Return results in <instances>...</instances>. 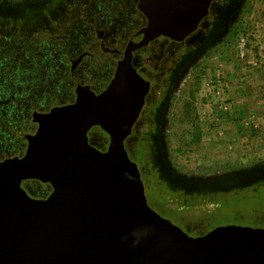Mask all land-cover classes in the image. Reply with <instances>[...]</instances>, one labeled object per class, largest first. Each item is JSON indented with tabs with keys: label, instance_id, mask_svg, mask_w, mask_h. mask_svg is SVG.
<instances>
[{
	"label": "rangeland",
	"instance_id": "1",
	"mask_svg": "<svg viewBox=\"0 0 264 264\" xmlns=\"http://www.w3.org/2000/svg\"><path fill=\"white\" fill-rule=\"evenodd\" d=\"M122 7L116 0H0V159L24 152V135L36 128L32 111L74 98L77 82L95 92L105 86L118 57L103 52L95 31L106 46L119 47L135 25L131 8ZM206 20L185 40L188 51L167 84L156 78L165 54L144 57L143 74L137 70L152 89L125 140L133 152L140 135L148 136L149 163L171 188L226 191L254 184L221 191L200 218L189 210V230L154 206L155 189L144 184L148 204L190 236L201 227L264 225V183L256 182L264 179V0H213ZM82 51L90 54L71 72L70 59ZM6 113L15 119L7 127ZM95 127L88 141L105 147L108 136ZM141 155L129 153L137 166ZM21 185L32 197L50 192L34 179ZM235 201L234 211L222 208Z\"/></svg>",
	"mask_w": 264,
	"mask_h": 264
},
{
	"label": "water",
	"instance_id": "2",
	"mask_svg": "<svg viewBox=\"0 0 264 264\" xmlns=\"http://www.w3.org/2000/svg\"><path fill=\"white\" fill-rule=\"evenodd\" d=\"M209 3L139 0L144 35L126 46L105 88L77 84L72 102L32 111L24 152L0 159V264H264V227L222 224L190 236L156 212L125 147L150 85L132 50L160 34L182 40ZM92 126L108 136L103 150L88 141ZM27 179L51 191L32 197Z\"/></svg>",
	"mask_w": 264,
	"mask_h": 264
},
{
	"label": "trees",
	"instance_id": "3",
	"mask_svg": "<svg viewBox=\"0 0 264 264\" xmlns=\"http://www.w3.org/2000/svg\"><path fill=\"white\" fill-rule=\"evenodd\" d=\"M234 35H239V33L241 32V29H234L233 31ZM244 32V31H243ZM183 53H179L177 54L178 58L179 55H182ZM179 60L175 62V65H170L167 69V73L165 76H163V81L162 83L165 85L168 83V81L170 80V77L172 75V72L174 70V67H176V65L178 64ZM112 76V74H111ZM110 76V78H111ZM109 78V79H110ZM149 96V95H148ZM148 98V97H147ZM3 120L2 122L4 123V125L7 127L8 125H13L15 119L13 117H11L10 113H6L3 116ZM2 118V117H0ZM27 120V117H22L20 119V122L22 124V122H25ZM97 130V128L95 127V129L92 128V130ZM106 136L107 134L105 132H103ZM15 136L17 139L21 138V135L19 134V132H15ZM147 135H145V133L143 135H140V138L137 142L136 148L134 149L133 152L130 151V149L127 148L126 143H125V147L126 150L132 155V156H137L139 153L142 152V155L140 157H137V160L139 161V169H140V174L142 173L144 175V184L147 185V187L150 189H155L152 193L153 195V204L154 206L162 213L165 214H169L171 216H174L176 218H178V220H180L185 228L187 230L188 229V222L190 220V216L188 217V211L193 209L191 212L193 213V215L195 217L200 218L201 215L205 214L206 212V207L205 204L209 203L210 201H215L217 200L216 195L218 193H222L223 191L226 192L224 194H228L230 192H233L235 190H241V189H245L248 188L250 189L251 186H254V184H248V185H244L241 187H238L237 189H235L236 187H233L231 189L228 190H212V191H187L182 187H169L166 182L164 181V179L159 177L158 172L156 171L155 168L152 167V165L149 163L150 160L148 159V154H149V149L151 146L150 140L146 137ZM141 139V140H140ZM17 153H20V150H17ZM23 153V152H22ZM16 154H13V156ZM130 157V156H129ZM155 169V170H154ZM143 181V180H142ZM256 182H260L261 184L264 183V179L262 180H258ZM145 188V186H144ZM232 189H234L232 191ZM222 191V192H221ZM224 210H228L230 209V211H234L235 207H236V201L229 204L228 207L225 206L224 204L222 205ZM202 212V213H201ZM192 218H194L192 216ZM261 227H264L261 226ZM213 228V227H211ZM211 228L204 230L203 227L200 228L198 234H194V236L196 235H201L206 233L207 231H209Z\"/></svg>",
	"mask_w": 264,
	"mask_h": 264
},
{
	"label": "flooded vegetation",
	"instance_id": "4",
	"mask_svg": "<svg viewBox=\"0 0 264 264\" xmlns=\"http://www.w3.org/2000/svg\"><path fill=\"white\" fill-rule=\"evenodd\" d=\"M116 1H117V3H120V5L124 6V7H122L123 12L127 11V8H129V9L131 8V10H129V16H130V12H131V16L133 17V20L135 21V25H134L133 29L131 30V32L129 33V35H127L124 38V41L121 43V45L119 47L118 46L110 47V46H106V41H105V39L103 37V33L100 32L99 30L95 31L96 32V37H97V42L99 43V45H100L101 49L103 50V52H107V53H110L112 55H116L118 57L116 59V61H115V66H116L117 61L122 57L123 51L126 48V46L129 44V42L136 43V42H138V41H140L142 39V37L144 35L143 30H144V28L147 27V23H148L147 17L144 15V13L138 7L139 0H116ZM212 4H213V0H210V3L208 5L207 13L199 21L196 29L194 31H192L190 34H188L186 37H184L182 40H175V39H172V38H170L168 36L160 34V35L148 40V42L145 45H142V46H140L138 48L133 49L132 50L131 62L133 64V66L136 68V70L138 69L140 72H142L140 70V68H139V65L143 64L144 57L146 55L147 56L148 55H150V56L159 55L158 57H162L165 54V58L163 60V64H162L161 68L159 69V71L156 72V78L159 79L160 82H162L163 81L162 78H163V76L166 75L168 67L170 65H172V66L175 65V62L179 60L178 56L177 55L174 56V54H179V53L181 54V53H185V52L188 51V47L185 44V40L189 36H191L194 32H196L201 25H203L204 23H207L206 24V26H207L209 24L206 19H207V16L211 12ZM211 21H214V19L212 18ZM203 32H204V30H203ZM80 54H83V56H82L81 60L78 63H80L85 57H87L90 54V52L89 51H82L76 57H78ZM75 58L74 59H70V63L71 64H72V61L75 60ZM78 63H76V65ZM71 64H70V68H71ZM156 64H158V62ZM114 69H115V67H114ZM114 69H113V71H114ZM73 70L74 69H72V70L70 69L71 72ZM174 70H175V67H174ZM155 71L156 70L152 68V74H154ZM112 74H113V72H112ZM142 74H143V72H142ZM145 79L147 81H149L150 85H149V91H148V93L145 96V102H144L143 107L145 106L147 97H148V95H149V93H150V91L152 89L151 79H149L148 76H146ZM77 84H80V83L77 82L76 85ZM106 84H105V86H106ZM76 85H75V87H76ZM105 86H103L101 89H99L96 93H98L102 89H104ZM74 92H75V90H74ZM74 98H75V95H74ZM74 98H69L63 104H67V103L72 102L74 100ZM60 105H62V104H60ZM48 110H44L42 112H45V111H48ZM132 129H133V127H132ZM89 131H88V133H89ZM88 138H89V135H88ZM105 147L98 146V148L101 149V150H103ZM49 187H50V185H49ZM50 191H51V187H50ZM46 195H48V194H46ZM46 195H44V194L42 195L41 194L40 196H38V197L35 196V197L36 198H42V197H46Z\"/></svg>",
	"mask_w": 264,
	"mask_h": 264
},
{
	"label": "clouds",
	"instance_id": "5",
	"mask_svg": "<svg viewBox=\"0 0 264 264\" xmlns=\"http://www.w3.org/2000/svg\"><path fill=\"white\" fill-rule=\"evenodd\" d=\"M138 243H139V239H133V241H132L133 246H135Z\"/></svg>",
	"mask_w": 264,
	"mask_h": 264
}]
</instances>
